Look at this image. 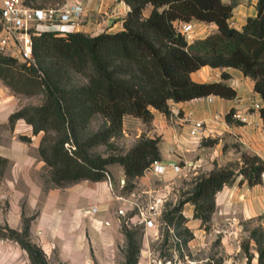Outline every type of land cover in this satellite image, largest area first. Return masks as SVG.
Returning a JSON list of instances; mask_svg holds the SVG:
<instances>
[{"label": "trees", "instance_id": "trees-1", "mask_svg": "<svg viewBox=\"0 0 264 264\" xmlns=\"http://www.w3.org/2000/svg\"><path fill=\"white\" fill-rule=\"evenodd\" d=\"M34 0H25L34 4ZM130 9L123 18V28L90 35L79 30L45 29L32 34V54L36 65L18 62L0 53V78L15 91L32 93L41 87L44 100L36 106L25 105L12 111L8 120L24 118L34 133L44 130L38 147L42 159L50 165V179L55 184L87 178L100 180L108 172L107 164L118 162L125 173L124 190L133 188V179L141 175L153 159H160L159 137L142 135L123 153H89L88 148L108 142L122 127L125 114L151 119V108L169 114V101H181L208 94L236 97V89L223 80L196 81L190 73L202 65L239 68L253 79V89L264 103V0H258L256 14L248 15L241 28L229 23L234 0H125ZM151 8L142 15L146 4ZM193 19L214 22L217 29L188 42L178 30L180 21ZM84 72L87 82L67 85L69 70ZM222 78L229 73L221 72ZM231 107L227 121L240 122ZM264 116V104L260 108ZM95 115L106 124L80 138V131ZM54 134H50L49 131ZM24 140L29 136L20 135ZM215 138L209 139L214 143ZM1 160H4L0 157ZM264 168L263 159L242 152L238 169L213 167L194 179L188 194L171 211L181 212L186 201L194 206V215L208 220L214 207V195L224 184L243 174L255 183ZM1 173V171H0ZM133 231L128 237L124 264H135L139 246ZM0 236L17 240L33 264H48L42 248L24 234L0 224ZM258 242V264H264V235ZM250 259V254L247 255Z\"/></svg>", "mask_w": 264, "mask_h": 264}, {"label": "crops", "instance_id": "crops-1", "mask_svg": "<svg viewBox=\"0 0 264 264\" xmlns=\"http://www.w3.org/2000/svg\"><path fill=\"white\" fill-rule=\"evenodd\" d=\"M84 10L81 22L76 28L64 26L67 30H79L84 33H98L101 31L113 32L123 28V14L109 12L115 0H79ZM230 1V0H223ZM232 15L229 23L236 28H241L248 15L256 14L258 0H234ZM150 6L147 8V6ZM151 5L144 6L143 16L149 14ZM192 35L199 38L215 31L217 25L214 22H206L193 19ZM193 39V40H194ZM229 73L227 78H222L221 72ZM193 80L212 81L223 80L236 89V97H222L210 94L211 100L204 96L185 99L181 101L170 100L174 106L169 114L156 108H151L152 117L149 121H143L138 116L126 114L135 122L132 134L135 141L140 135L148 137H159L158 146L160 159L178 160L191 164L193 173L203 172L207 174L215 165L221 166L223 156V145L227 152H232L235 145L241 150L259 155L264 161V116L259 109H254L252 101L264 104L260 94L253 89V79L244 74L239 68L233 66H211L202 65L190 73ZM13 94L6 92V87L0 83V122H6L13 107H9L13 101ZM233 107L244 113L246 121H227L225 113ZM194 119L204 121L199 134L191 135L189 130ZM21 119H17L14 127L17 130ZM27 130L31 131V128ZM124 130V129H123ZM29 136L30 134L27 133ZM32 142L35 140L32 137ZM215 138L211 144L209 139ZM35 142V141H34ZM16 146V147H14ZM24 141L13 135L0 133V157L8 161V167L3 173L12 169V165L24 166V204L27 208L36 209L30 230L33 242L37 241L41 247L54 245L69 262L68 264H85L88 251L92 244L102 243L104 245L114 242L122 232L116 219L115 209L118 201L113 200L104 179L91 180L80 179L72 184L54 185L45 188L37 172L43 168L44 161L33 155L24 147ZM194 157V158H193ZM107 168L118 176L120 181L125 179L123 167L120 163H112ZM3 173L1 175H3ZM0 179V190L3 191L9 183H6V175ZM135 190L153 189L154 175L147 169L133 179ZM0 197H4L3 193ZM93 202H98L100 211L93 216V220L86 218L83 208ZM215 203L223 210L229 207L235 209L242 216L261 215L264 213V190L262 186L248 183L245 177L239 174L229 184H224L215 193ZM185 216L193 215V204L184 202ZM110 219V225H103V219ZM197 219V218H196ZM0 246H6L4 239L0 238ZM52 248V247H49ZM47 252V250H46Z\"/></svg>", "mask_w": 264, "mask_h": 264}, {"label": "rangeland", "instance_id": "rangeland-1", "mask_svg": "<svg viewBox=\"0 0 264 264\" xmlns=\"http://www.w3.org/2000/svg\"><path fill=\"white\" fill-rule=\"evenodd\" d=\"M63 1L64 0H34L32 2L34 4L41 5H56ZM149 7L150 6L148 5L147 8ZM129 9L125 11L122 4H118L115 0L114 5H112L109 12L113 14L122 13L124 18ZM38 27L52 29L54 26L40 24ZM88 34L93 35L92 33ZM17 60L18 62H22L19 59ZM68 74L69 78L66 83L69 86L87 82V75L84 72L70 69ZM0 83L6 87L7 93L13 94V101L9 105V107H13L12 111L25 105H39L44 100V92L41 87H39L35 92L25 93L13 90L6 83H4L1 78ZM130 118L131 116H127L124 124L122 120L121 129L117 131L114 136L110 137L108 142L98 143L89 147V153L101 154L105 156L111 153L125 152L138 140L137 139L135 141V138L133 137L134 135L131 133L136 123L132 122ZM20 119L21 122L19 126L17 125L16 130L14 127L16 120L12 124L9 122L7 117L6 122H0V133L4 132L7 135H13L17 137V139L24 141L23 147L30 150V152L33 155H36L37 158L42 159L38 147L41 137L44 134V130L41 129L40 131L34 133L32 131V124L27 122L22 117H20ZM105 124L106 120L102 115H95L80 131V138L102 128ZM28 128H31V131L27 130ZM27 133L30 134V140L20 138V135L28 136ZM49 133L54 134L51 130ZM141 136L142 135H140V137ZM32 137L35 138V142H32ZM225 148L226 145H223V152H226V155L223 156L221 166L226 165L238 169L242 164V152L246 151L241 150L240 146L237 144L230 153L227 152V149ZM44 163L43 168H40L37 172L43 186L47 188L49 186L58 185L50 179V165L45 161ZM115 163L117 164L118 162ZM109 164H107V166ZM182 164H184V161ZM8 166L7 160L0 162V179H2L5 174L3 173L4 168ZM190 166L191 164L188 163V171L179 175L170 174L165 175L164 177L154 175V184H156L153 188V190H155L154 193L167 194V198L164 200L161 216L158 219V237L152 236L153 230L151 229H143L138 225L129 226L121 224L119 228L122 234L117 237L114 242H110L107 245L100 242L92 244L84 263L124 264L128 243V237L124 232L126 228L134 230L133 239L139 246L137 261L135 264L145 263L147 254L148 256L150 255L154 258V261H156L155 264H258V242L256 241V238L264 235V213L261 215L242 216L235 211V209H231L229 207L225 208V206H223V210L221 208L219 209V206H216L215 203V195L214 207L208 220H203L202 218L195 216L194 211L193 215L187 218L184 214L186 205L182 206L181 212L171 211L175 203L188 194V191L194 184V179L198 175L204 174L203 172L193 173ZM214 167L219 166L215 163ZM2 173L3 175H1ZM108 173L111 176L114 190L118 192V176L113 174L109 169ZM5 175L6 183H9V185L4 187L3 191L0 190V193L2 191L4 195V197H0V224H7L9 227L18 230L19 233H22L23 235L24 227L28 223L27 237L33 242L30 226L37 211L35 208L29 210V208H27L24 204V166L19 167L13 164L12 169L7 171ZM241 175L243 178V174ZM74 182L75 181L66 182L61 185L69 183L72 184ZM257 183H259L258 180ZM131 189L135 192L140 191L135 190L134 188ZM109 194L112 195V191H110ZM142 194L145 195L144 193ZM86 218L92 220L94 219L92 216H88ZM0 238L4 239L6 244V246H0V264H33L27 251L17 240L10 237L0 236ZM34 243L41 247L37 241ZM49 247L48 245L45 246L47 252L41 247L48 264H68L69 261L65 259L63 255L59 254V251H57L54 245L51 244ZM142 250H150L151 254H149V252L143 253L141 252ZM248 254H250L249 260L247 259Z\"/></svg>", "mask_w": 264, "mask_h": 264}, {"label": "built area", "instance_id": "built-area-1", "mask_svg": "<svg viewBox=\"0 0 264 264\" xmlns=\"http://www.w3.org/2000/svg\"><path fill=\"white\" fill-rule=\"evenodd\" d=\"M116 1L118 4H122L125 11L130 8L125 0ZM83 10V4L79 0H64L56 5L43 6L31 5L25 0H0V53L13 56L27 65H36V60L32 54V34L45 30L38 26L45 24L54 26L52 29L61 31L67 30L64 26L76 28L81 22ZM192 27L193 24L190 21L178 23V30L185 35L188 42L194 39L191 34ZM204 97L208 100L212 99L210 94ZM262 106L259 101H252L251 107L254 109L260 110ZM169 109H174L172 103H169ZM233 116L241 121L247 120L246 115L238 110L233 112ZM203 124V120L194 119L189 130L190 134L198 135ZM146 169L158 177L170 174L179 175L188 171V163L181 164L178 160L163 162L161 159H153ZM104 180L108 189L112 191L114 199L118 201L115 214L119 225H138L143 229L153 230L152 236L158 237V219L161 216L167 194L154 193L155 190L153 189H143L139 192H135L133 189L124 191V179L123 181L119 180V191L117 192L114 190L111 176L107 171ZM258 182L264 189V168L258 174ZM100 209V204L93 202L83 208V214L93 217ZM102 224L110 225L111 221L105 218L102 220ZM141 252L151 254L150 250H142ZM146 256L143 264L156 263L150 255L147 254Z\"/></svg>", "mask_w": 264, "mask_h": 264}, {"label": "water", "instance_id": "water-1", "mask_svg": "<svg viewBox=\"0 0 264 264\" xmlns=\"http://www.w3.org/2000/svg\"><path fill=\"white\" fill-rule=\"evenodd\" d=\"M125 180V179H124Z\"/></svg>", "mask_w": 264, "mask_h": 264}]
</instances>
